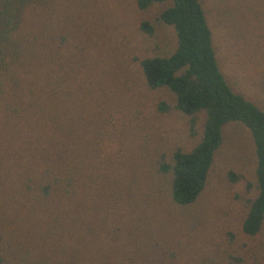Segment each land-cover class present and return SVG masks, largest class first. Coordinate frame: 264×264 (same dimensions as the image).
<instances>
[{
    "label": "trees",
    "instance_id": "trees-1",
    "mask_svg": "<svg viewBox=\"0 0 264 264\" xmlns=\"http://www.w3.org/2000/svg\"><path fill=\"white\" fill-rule=\"evenodd\" d=\"M163 3L169 5L157 20L172 28L176 45L166 56L142 59V74L149 89L169 92L175 111L202 114L203 128L191 150L175 149L168 159L161 154L147 177L132 166L131 181L125 185L112 178L104 162L102 144L108 131L93 111L100 83L94 84L86 74L76 80L69 59L73 54L67 56L63 50L65 36L53 40L45 24L32 33L34 22L23 14L24 1L2 3V45L13 63L30 72L25 93L46 97L42 104L27 98L22 102L44 118L53 115V129L40 136L36 167L23 175L0 212V264H176V238L170 226L164 227L166 209L172 214L198 200L223 129L231 123L249 130L255 157L256 193L241 230L248 237L263 230L264 110L235 92L220 71L201 0H136L140 10ZM219 12L221 20L228 21L226 7ZM140 28L153 33L146 22ZM68 48L72 52L76 47ZM83 64L88 67L85 59ZM261 88L264 93V79ZM76 99L82 103L77 112ZM157 110L166 113L170 106L159 102ZM229 178L237 180L231 172ZM250 252V263L233 254L201 262L261 264L264 244Z\"/></svg>",
    "mask_w": 264,
    "mask_h": 264
},
{
    "label": "rangeland",
    "instance_id": "rangeland-1",
    "mask_svg": "<svg viewBox=\"0 0 264 264\" xmlns=\"http://www.w3.org/2000/svg\"><path fill=\"white\" fill-rule=\"evenodd\" d=\"M11 1V0H10ZM23 14L34 22L30 30L47 26L53 40L65 36L63 50L71 53L73 74H84L101 88L96 90L94 112L104 135L102 151L107 172L121 184L130 183L131 167L136 165L146 177L152 164L175 149L185 152L200 140L203 115H184L172 108L166 89L151 90L142 74L140 61L166 56L176 45L171 27L158 22L159 12L169 3L140 10L136 0H20ZM0 0V10L2 3ZM212 32L219 69L235 92L264 110V0H201ZM227 9L228 21L219 10ZM149 24L153 33L140 25ZM5 26L0 23V37ZM16 35V34H15ZM0 39V212L5 201L15 195L20 179L36 167L42 139L50 134L53 118L43 115L26 101L46 100L42 94H26L30 72L13 58ZM71 45V46H70ZM67 46V47H66ZM68 47H76L72 52ZM88 63L86 67L83 62ZM66 69V67H65ZM33 73H37L33 69ZM37 75V74H36ZM92 83V84H93ZM78 86V82L75 83ZM170 110L162 113L158 103ZM77 109L82 103L76 99ZM255 157L249 130L242 124L224 127L206 186L198 200L187 208L166 209L165 228L176 238V264H202L227 254L252 261L251 250L264 244V228L255 237L246 236L241 224L248 202L255 196ZM233 173L236 181L229 178ZM166 203V202H164ZM165 207V206H164ZM264 264V257L260 259Z\"/></svg>",
    "mask_w": 264,
    "mask_h": 264
}]
</instances>
